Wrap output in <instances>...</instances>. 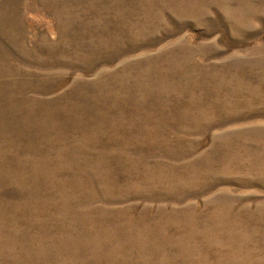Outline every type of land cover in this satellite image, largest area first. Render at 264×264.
Instances as JSON below:
<instances>
[{"label":"rangeland","instance_id":"374dc122","mask_svg":"<svg viewBox=\"0 0 264 264\" xmlns=\"http://www.w3.org/2000/svg\"><path fill=\"white\" fill-rule=\"evenodd\" d=\"M0 131V264H264V0H0Z\"/></svg>","mask_w":264,"mask_h":264},{"label":"bare ground","instance_id":"6f19581e","mask_svg":"<svg viewBox=\"0 0 264 264\" xmlns=\"http://www.w3.org/2000/svg\"><path fill=\"white\" fill-rule=\"evenodd\" d=\"M224 196L228 198L226 194H224ZM205 222H206V225H205ZM210 224L211 222L209 218L200 217L194 214L192 218L189 220V229L191 230V232L194 234L195 237H199L200 235H203V237L205 236L206 238H209L208 231L210 228ZM200 229H202L203 231H201ZM91 245H96V242L92 243Z\"/></svg>","mask_w":264,"mask_h":264},{"label":"trees","instance_id":"16d2710c","mask_svg":"<svg viewBox=\"0 0 264 264\" xmlns=\"http://www.w3.org/2000/svg\"><path fill=\"white\" fill-rule=\"evenodd\" d=\"M0 132H2V131H0Z\"/></svg>","mask_w":264,"mask_h":264}]
</instances>
